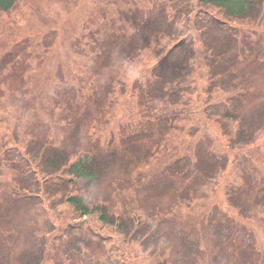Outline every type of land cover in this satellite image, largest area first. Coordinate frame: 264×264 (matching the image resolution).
<instances>
[{
  "label": "rangeland",
  "instance_id": "rangeland-1",
  "mask_svg": "<svg viewBox=\"0 0 264 264\" xmlns=\"http://www.w3.org/2000/svg\"><path fill=\"white\" fill-rule=\"evenodd\" d=\"M210 16L239 43L214 77L210 48L230 33ZM180 39L190 50L155 69ZM153 71L167 89L151 110ZM126 133L88 192L118 229L76 213L64 195L79 191L59 190L42 155ZM0 264H264V1L254 21L199 0H18L0 13Z\"/></svg>",
  "mask_w": 264,
  "mask_h": 264
},
{
  "label": "trees",
  "instance_id": "trees-1",
  "mask_svg": "<svg viewBox=\"0 0 264 264\" xmlns=\"http://www.w3.org/2000/svg\"><path fill=\"white\" fill-rule=\"evenodd\" d=\"M202 6L205 7H212L218 9L222 16L226 17L228 20H252L260 16L261 6L263 5L264 0H199ZM18 0H0V13L8 12ZM207 27L209 25H215L216 27H221L223 29V33H230L228 41L224 47L221 49L216 48L217 50L212 51L213 49L210 48L211 52V61L207 62L208 67L211 70L212 76H221L224 71H228L229 65L226 62L221 61V57L224 54L229 53L228 50L231 49V52L235 54L236 46L239 47L238 43V36L236 37L233 33L232 28L226 26L225 23L219 21L216 18L210 16L206 20ZM208 28L201 30V34L204 35L205 43L208 44L209 37H208ZM233 34V35H231ZM237 34V33H236ZM238 35V34H237ZM210 42L214 44L215 40L210 38ZM190 42L186 39L178 40L173 46L168 49L166 54L162 57L159 64L155 67L158 69L163 64H166L170 58L173 56L174 49H180L181 51L186 50L189 48ZM210 45V44H209ZM215 45V44H214ZM184 49V50H183ZM185 52V51H184ZM236 55V54H235ZM234 55V56H235ZM236 57H239L236 55ZM177 59V58H176ZM176 74H180L182 71L180 68L176 70ZM154 79L151 81V84L154 86L153 90L147 92V101L146 103L150 104L151 110H153L152 105L155 102L160 101L163 99L162 96L166 94L167 86H163L162 89H157L155 85V72L153 71ZM173 75L172 71L163 72L159 74V78L163 79L166 83L174 82L176 79L172 81L169 80V77ZM158 79V77H157ZM156 90H159L157 92ZM164 93V95H163ZM74 126V129H77L76 124L71 123L70 126ZM72 132H75L74 130ZM136 134H139L136 132ZM129 134H124L120 140V143L116 146L112 147H99L93 146L90 149L86 150H77V155L75 158L72 159L70 152H65L63 148L60 147H53L51 146L50 149H47L46 155H42L43 158V166L45 163V172L48 178L53 179L55 176H60V179L55 181L56 183H63V185H59V190H73L75 187L77 191L75 193H67L64 195L65 202L73 208V210L78 213L80 216H86L91 213H95L100 222L108 225H113L118 229H122L125 226L122 224L119 215L118 218L113 217V215H109L106 210V206L101 201H96L92 199L88 192L91 189H94L98 183L100 182L101 178L105 175L110 167L111 161L115 158V155L122 154L127 149V140ZM239 136V135H238ZM128 150H130V146H128ZM43 168V167H42ZM60 173V174H59ZM63 174V175H62ZM138 175V174H137ZM68 187H73L72 189ZM120 220V221H118Z\"/></svg>",
  "mask_w": 264,
  "mask_h": 264
}]
</instances>
